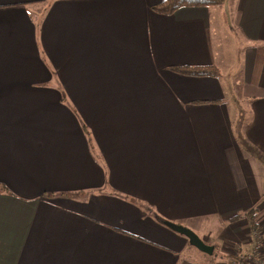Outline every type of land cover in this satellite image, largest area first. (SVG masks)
Listing matches in <instances>:
<instances>
[{"label":"crops","instance_id":"obj_1","mask_svg":"<svg viewBox=\"0 0 264 264\" xmlns=\"http://www.w3.org/2000/svg\"><path fill=\"white\" fill-rule=\"evenodd\" d=\"M159 1L0 0V264H186L159 218L251 246L264 0Z\"/></svg>","mask_w":264,"mask_h":264},{"label":"trees","instance_id":"obj_2","mask_svg":"<svg viewBox=\"0 0 264 264\" xmlns=\"http://www.w3.org/2000/svg\"><path fill=\"white\" fill-rule=\"evenodd\" d=\"M223 0H161L152 5V8L160 13H171L175 9L182 7V6H209L219 4ZM170 68L180 74L184 75H195V76H203V75H210V76H218L219 69L216 66L212 65H180V66H170ZM255 207H251L247 212V223H249L250 227L252 226L253 230L257 229V218H255ZM239 213L234 215V219H237ZM253 217V218H252ZM159 220L167 225V221L165 219L159 218ZM255 224H257L255 226ZM168 226V225H167ZM256 227V228H255ZM262 236V233L260 234ZM233 257V259H229V264H253L249 261L243 259L241 257V253H234L230 254L228 258ZM257 263V261H256ZM255 263V264H256ZM258 264V263H257Z\"/></svg>","mask_w":264,"mask_h":264},{"label":"rangeland","instance_id":"obj_3","mask_svg":"<svg viewBox=\"0 0 264 264\" xmlns=\"http://www.w3.org/2000/svg\"><path fill=\"white\" fill-rule=\"evenodd\" d=\"M255 211H256L255 212V218H257L258 213L260 214V213L264 212V208H262V207H260V209L255 208ZM247 225L249 226V229H250V237H251L252 244H251V246H249V242H246V243L240 245V247L242 249L241 250L242 251L241 257L243 259L249 261L250 263L255 264L256 263L255 258L252 256H249L248 252L245 251V249H247L248 246L251 249L252 245L255 244L254 242L258 241V244H260V248L258 250V255H260V257H261L260 260H264V237H263V234H262V236H260L261 233L258 232V229L253 230L254 227L253 228H252V226L250 227L249 223H247ZM256 225L257 224H255V226ZM256 227L259 228V225H257ZM194 231L193 232L197 233L198 236H201L198 231H196V230H194ZM223 235L226 236L225 233ZM246 238H248V237H245V239ZM206 241L208 243H212V244L214 243L215 248L213 249V252L211 254L201 252L196 247H194L193 245L190 244V246H189L190 248H188L186 251H184L186 264H229V263H227V258L229 256L228 253L230 251L228 252V250H226L225 246L229 247L231 250V248H232L231 240L227 239V241H226L225 238H223L221 240V239H212L209 237Z\"/></svg>","mask_w":264,"mask_h":264},{"label":"water","instance_id":"obj_4","mask_svg":"<svg viewBox=\"0 0 264 264\" xmlns=\"http://www.w3.org/2000/svg\"><path fill=\"white\" fill-rule=\"evenodd\" d=\"M167 225L173 229L174 231L184 235L189 243L196 247L198 250L204 253L211 254L213 251V245L205 243L201 238L198 237L196 233H194L188 227L183 225L175 224L173 222H167Z\"/></svg>","mask_w":264,"mask_h":264},{"label":"built area","instance_id":"obj_5","mask_svg":"<svg viewBox=\"0 0 264 264\" xmlns=\"http://www.w3.org/2000/svg\"><path fill=\"white\" fill-rule=\"evenodd\" d=\"M254 243L255 244L252 245V248H251L250 252L248 253V255L254 257L255 260L258 262V264H264V260H260L261 257H260V255H258V250L260 248V244H258V241H255Z\"/></svg>","mask_w":264,"mask_h":264}]
</instances>
